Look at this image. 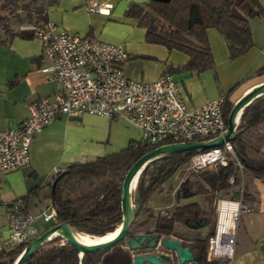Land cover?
<instances>
[{"label": "crops", "instance_id": "0c3cea01", "mask_svg": "<svg viewBox=\"0 0 264 264\" xmlns=\"http://www.w3.org/2000/svg\"><path fill=\"white\" fill-rule=\"evenodd\" d=\"M92 1L48 0V21L59 32L95 37L123 46L129 58L121 67L124 75L130 79L154 82L170 74L193 109L202 108L222 95L235 105L250 90L264 83V16L250 20L254 46L234 61L230 60L225 37L216 29H209L208 39L215 66L198 75L180 71L190 61L185 53L148 44L145 41L146 29L139 26L137 19L126 17L131 4H147L150 0H97L113 6L109 15L89 13L87 7ZM257 1L263 8L264 0ZM42 65L39 39L16 37L0 43V129L17 127L28 117L31 106L57 92V86L40 74ZM261 71L263 73L259 74ZM140 137L139 129L123 117L109 121L98 116L83 115L79 118L59 117L53 121L34 139L30 164L0 175V244L8 238L5 203L25 199L30 214L39 218L52 205V183L56 169L66 170L73 164L120 153L132 143H139ZM238 188L245 205L252 211L240 217L234 259L215 261L221 264H264V179L246 172L240 173ZM201 200L200 196H183L179 204L198 203L204 208L206 204ZM183 226L186 227L183 223H177L170 236L186 241L209 237L194 234L202 228L209 229L208 225L196 230L188 227L184 230Z\"/></svg>", "mask_w": 264, "mask_h": 264}, {"label": "trees", "instance_id": "16d2710c", "mask_svg": "<svg viewBox=\"0 0 264 264\" xmlns=\"http://www.w3.org/2000/svg\"><path fill=\"white\" fill-rule=\"evenodd\" d=\"M4 0L0 12L12 15L21 11H31V4L40 0ZM34 7L33 14L37 15L35 22L30 25H41L48 22L46 8ZM22 2V5L19 3ZM16 7V8H15ZM263 16V8L257 0H150L147 4L130 5L126 17L138 20L140 27L146 29L145 41L148 44L164 46L168 50L185 53L190 61L180 71L201 74L213 69L215 61L208 39V30L216 29L222 34L228 44L230 60L234 61L249 52L254 46L250 20ZM30 20L33 17L30 15ZM156 21L167 25V30L160 31L155 26ZM9 17L0 13V26L3 27L5 38L12 40L16 37L33 40L35 35L30 31L13 32L9 26ZM35 23V24H34ZM261 71L259 74H262ZM12 86V85H10ZM234 105L225 99L224 118L228 117ZM264 123V95L247 106L241 116L240 125L236 130V139L232 142L234 151L241 161L246 173L264 179V159H254L248 154V144L245 134ZM153 150L132 143L120 153L99 158L87 163L73 164L64 173L54 177L57 183L52 193V206L57 213L58 223L69 224L77 233L92 237H104L114 232L123 222L121 207V189L125 175L132 165L143 155ZM198 152L176 153L161 157L147 165L142 172L134 194L137 208L144 206L157 190L186 167L191 158ZM113 175L114 178L92 186L79 197H66L63 192L65 180L79 178H102ZM194 180L188 179L190 190L194 196L205 198V207L198 203L176 206L173 213L156 217L155 232L169 236L174 233L177 223H185L193 215L211 217L210 235L206 240L193 244L199 264H221L219 261H208L207 254L209 239L215 230V212L212 209L213 198L217 194L240 199V173L235 164L227 167L207 169L199 174L193 173ZM235 178V184L230 185L229 179ZM182 196L178 198L180 200ZM150 218H154L151 214ZM24 247L0 253V264H15L22 255ZM101 253L87 254L79 258L78 251L61 238H55L45 244L26 264H100Z\"/></svg>", "mask_w": 264, "mask_h": 264}, {"label": "built area", "instance_id": "2783aa9c", "mask_svg": "<svg viewBox=\"0 0 264 264\" xmlns=\"http://www.w3.org/2000/svg\"><path fill=\"white\" fill-rule=\"evenodd\" d=\"M113 8L93 0L89 13L109 15ZM264 16V7H263ZM22 31L33 32L42 45L43 65L40 74L58 90L39 104L29 108L28 117L17 127L0 129V175L20 170L30 164L34 139L59 117L79 118L93 115L114 121L123 117L136 126L141 146L159 147L212 141L227 131L224 118L225 96L208 102L199 109L191 108L170 74L154 82H139L126 77L121 64L129 58L126 49L95 37L59 32L50 21L30 25ZM235 164L245 171L232 143L195 154L187 170L199 173L207 169ZM65 170H55V177ZM230 185L235 178L229 179ZM215 230L209 239L208 261L233 260L238 224L242 214L252 211L241 193L240 199L216 195ZM7 208L8 238L0 244V253L26 248L41 236L36 222L59 224L52 205L39 218L30 214L25 199H18ZM65 242V241H64Z\"/></svg>", "mask_w": 264, "mask_h": 264}, {"label": "water", "instance_id": "95a60500", "mask_svg": "<svg viewBox=\"0 0 264 264\" xmlns=\"http://www.w3.org/2000/svg\"><path fill=\"white\" fill-rule=\"evenodd\" d=\"M263 95L264 83L249 91L240 101L234 105L228 117V128L224 135L208 142H191L159 147L149 151L140 159H138L129 169L122 183L121 207L123 222L119 226V231L115 230V232L118 231V233L114 238L96 245L89 246L77 239L76 235L79 233H77L69 224L59 223L34 240L29 246H27L15 264H26L31 256H33L40 248L55 238H61L63 241L72 245L78 251L81 258L87 254H96L110 250L121 244L129 235L131 227L137 219L141 209V206L135 209L136 205L134 203V194L139 178L147 165L166 155L187 152H205L213 148L222 147L226 142L232 143L237 137L236 130L240 125L241 116L244 109ZM56 185L57 183L53 184L52 193L55 192ZM178 194L180 193L178 192ZM185 225L188 227V229L196 230L202 226H206L207 222L204 220L201 222L195 221L194 225L190 222V220H186ZM60 230L63 231V235L53 236ZM147 239H154V241L151 245L144 247V243L147 241ZM129 244L130 250L133 252L141 251L144 248L150 250L162 248L165 251L174 253L178 258L179 264H197L195 262L192 247L184 246V242L182 240L174 239L172 236L160 234H157L154 236V238L151 236H137L133 239H130ZM168 258L169 257L156 254H149L147 256L136 255L132 259V264H169L164 261V259Z\"/></svg>", "mask_w": 264, "mask_h": 264}, {"label": "rangeland", "instance_id": "374dc122", "mask_svg": "<svg viewBox=\"0 0 264 264\" xmlns=\"http://www.w3.org/2000/svg\"><path fill=\"white\" fill-rule=\"evenodd\" d=\"M30 0H23L22 2H28ZM20 2L19 5H22ZM4 3V0H0V8ZM45 5L44 1H38L31 4L32 10L29 11H21L17 14L11 16L9 12H0L1 15L9 17V26L13 32H20L21 28L24 26H29V22H35L37 15L33 14L34 7H43ZM16 8V7H15ZM33 17V20H30L29 16ZM159 22V23H158ZM156 22V26L158 30L165 31L167 29V25L163 22ZM35 24V23H34ZM5 33L2 26H0V39H4ZM245 139L248 144V154L251 158L254 159H264V123L249 130L245 134ZM201 173V172H199ZM195 173V174H199ZM114 178L113 175H108L102 178H79L75 177L72 179L65 180L63 183V192L66 197L76 198L81 194L87 192L90 187L97 186L104 181H108ZM194 180L193 173L187 170V166L180 170L174 178L169 180L162 188L157 190L155 194L150 198V200L142 207L139 217L135 223V230L144 231L147 233L153 232L155 230V222L156 217L165 216L166 214L173 213L174 208L177 206V193H181L185 198L189 197L192 194L190 190V184H188V179ZM201 197V201L205 203V198ZM216 195L213 200H215ZM221 198H230L229 196H223L219 194ZM214 203V202H213ZM212 203V209L215 212L214 204ZM206 204V203H205ZM205 207V206H204ZM153 215L154 218H150V215ZM38 222V223H37ZM37 227L39 232L42 234L46 233L50 229H52L56 223L54 221L50 223H44L43 220L37 221ZM179 226V225H178ZM183 229L186 230V227L183 226ZM210 231L208 228H202L198 230L196 235H200L202 237H208ZM80 259H83L79 256Z\"/></svg>", "mask_w": 264, "mask_h": 264}, {"label": "flooded vegetation", "instance_id": "af4514ba", "mask_svg": "<svg viewBox=\"0 0 264 264\" xmlns=\"http://www.w3.org/2000/svg\"><path fill=\"white\" fill-rule=\"evenodd\" d=\"M180 196L183 197V195L181 193H180L179 197ZM179 197H178V193H177V203H178L177 205L181 206L179 204L180 200H178ZM142 207H141V209H142ZM136 208L137 207H135V209ZM141 209H140V211H141ZM138 217H139V215H138ZM136 220H135L133 226L131 227L129 235L121 244L117 245L116 247H114L110 250L100 252L101 253L100 264H132V259L134 256H136V255L147 256L149 254H156V255H162L165 257H169L168 259H164V261L169 263V264H179L178 258L176 257V255L174 253H170L168 251H165L162 248L153 249V250L144 248L143 250L136 251V252H133L130 250V244H129L130 239H133L137 236H145V237L151 236L152 238H154V236H156L158 234L155 232V230L153 232H150V233H147L144 231H138V230L136 231L134 229L136 227L135 226ZM188 220H190V222L194 225H195V221L201 222L202 220H204L207 222V225L209 226V231L211 230V217L210 216L200 217L199 215L195 214L192 217H190ZM183 224H185V223H183ZM153 241H154V239H151V240L147 239V241H145V243H144V247H146L147 245H151L153 243ZM182 241L184 242V246H191L192 247V250L194 252L195 262L197 264H199L197 261L196 253L193 249V244L196 241H189V240L188 241L182 240Z\"/></svg>", "mask_w": 264, "mask_h": 264}, {"label": "bare ground", "instance_id": "6f19581e", "mask_svg": "<svg viewBox=\"0 0 264 264\" xmlns=\"http://www.w3.org/2000/svg\"><path fill=\"white\" fill-rule=\"evenodd\" d=\"M116 230L119 231V228ZM118 231H116V232L114 231L112 233H109L108 235H106L104 237H90V236L83 235V234H78V235H76V237L80 242H82L86 245L92 246V245H96V244H99L101 242L108 241V240L114 238L117 235ZM57 235H63V231L60 230V231L56 232L53 236H57Z\"/></svg>", "mask_w": 264, "mask_h": 264}]
</instances>
